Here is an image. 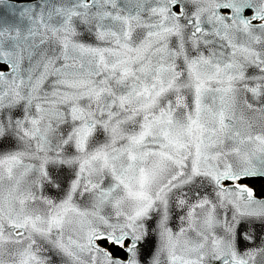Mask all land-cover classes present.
<instances>
[{
  "label": "snow or ice",
  "instance_id": "snow-or-ice-1",
  "mask_svg": "<svg viewBox=\"0 0 264 264\" xmlns=\"http://www.w3.org/2000/svg\"><path fill=\"white\" fill-rule=\"evenodd\" d=\"M252 179L264 0H0V264H264Z\"/></svg>",
  "mask_w": 264,
  "mask_h": 264
},
{
  "label": "trees",
  "instance_id": "trees-1",
  "mask_svg": "<svg viewBox=\"0 0 264 264\" xmlns=\"http://www.w3.org/2000/svg\"><path fill=\"white\" fill-rule=\"evenodd\" d=\"M18 2H26L29 0H14ZM244 183L251 184L257 191L258 195H264V179H252V180H246Z\"/></svg>",
  "mask_w": 264,
  "mask_h": 264
},
{
  "label": "water",
  "instance_id": "water-1",
  "mask_svg": "<svg viewBox=\"0 0 264 264\" xmlns=\"http://www.w3.org/2000/svg\"><path fill=\"white\" fill-rule=\"evenodd\" d=\"M29 1H26V2H18V1H14V0H9V3H14V4H18V3H27ZM255 232L257 234L258 237H260V235L262 233H264V227L260 226L259 224H257L255 226ZM257 243H259V239L257 240Z\"/></svg>",
  "mask_w": 264,
  "mask_h": 264
}]
</instances>
